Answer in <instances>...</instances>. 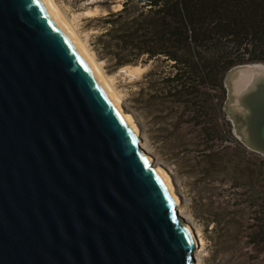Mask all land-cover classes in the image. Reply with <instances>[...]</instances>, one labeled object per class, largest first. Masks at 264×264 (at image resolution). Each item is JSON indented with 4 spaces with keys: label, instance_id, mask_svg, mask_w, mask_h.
Listing matches in <instances>:
<instances>
[{
    "label": "water",
    "instance_id": "95a60500",
    "mask_svg": "<svg viewBox=\"0 0 264 264\" xmlns=\"http://www.w3.org/2000/svg\"><path fill=\"white\" fill-rule=\"evenodd\" d=\"M221 82L233 136L264 158V63ZM135 133L47 0H0V264H192Z\"/></svg>",
    "mask_w": 264,
    "mask_h": 264
},
{
    "label": "trees",
    "instance_id": "16d2710c",
    "mask_svg": "<svg viewBox=\"0 0 264 264\" xmlns=\"http://www.w3.org/2000/svg\"><path fill=\"white\" fill-rule=\"evenodd\" d=\"M120 4L96 18L102 27L90 42L96 57L112 68L154 59L157 64L145 74L154 76L152 86L160 91L152 94L164 96L173 105L191 107L196 118L203 103L206 109L224 115L221 78L230 66L264 63V0H120ZM202 88L207 98H199ZM199 123L195 121V125ZM226 125L223 118L221 124L215 121L202 127L204 136L223 133L232 142L208 146L203 157L212 161L231 149L253 157L252 165L220 159L225 173L237 181L231 187L244 188L240 191L247 198L245 208L251 216L244 219L242 210L236 209V217L211 216L206 223L213 224L212 238L218 243L232 233L245 232L250 252L259 254L264 250V158L245 149Z\"/></svg>",
    "mask_w": 264,
    "mask_h": 264
},
{
    "label": "rangeland",
    "instance_id": "374dc122",
    "mask_svg": "<svg viewBox=\"0 0 264 264\" xmlns=\"http://www.w3.org/2000/svg\"><path fill=\"white\" fill-rule=\"evenodd\" d=\"M116 1L118 4H115ZM54 2L93 57L95 56L94 59L103 74L110 79L112 87L120 97L122 109L132 116L141 144L144 145L141 148L150 154L153 164L162 168L169 176L174 193L178 197L180 208L177 210L178 214L190 225L196 237L197 247L193 250L192 264H256L257 260L264 263V250L259 254L250 252L247 240L243 236L245 232L239 233L238 236L232 233L223 243H218L212 238L213 224L206 223L211 216L222 219L231 217L232 214L236 217L239 215L234 213L236 209L242 210L243 213L240 215L244 219L251 216L249 210L245 208L247 198L241 194L244 188H233L230 185L237 181L233 179L232 174L225 173L226 169L220 161L224 153H220V157L214 156L212 161L203 157L205 153L203 149L208 146L231 145L228 135L221 133L220 136L217 134L204 136L201 132L202 127H207L211 122L223 123L225 116L219 114L217 109L212 111L206 109L202 100L200 103H203V107L199 108V115L196 118L192 116L191 107L176 106L164 96L153 95L152 93L160 91L152 86L154 76L145 74L157 64L154 59L144 63L138 62L136 65L128 64L127 66L143 67L137 74L136 72L131 74L122 69L125 66L112 68L104 60L96 57L90 44L93 36L102 29L96 18L105 14L103 7L107 8L113 4L121 6L120 0L104 2L54 0ZM203 90L204 88L200 93ZM199 98H207V95L201 93ZM196 120L200 121L198 125H195ZM226 124L233 136L227 120ZM223 157L234 161L244 160L251 165L253 160L248 153L232 149ZM234 202L240 205L233 206Z\"/></svg>",
    "mask_w": 264,
    "mask_h": 264
},
{
    "label": "bare ground",
    "instance_id": "6f19581e",
    "mask_svg": "<svg viewBox=\"0 0 264 264\" xmlns=\"http://www.w3.org/2000/svg\"><path fill=\"white\" fill-rule=\"evenodd\" d=\"M49 5L51 6L54 14L56 15V17L58 18V20L60 21V23L62 24V26L65 28V30L68 32V34L70 35V37L73 39V41L75 42V44L78 46V48L81 50V52L84 54V56L86 57V59L88 60V62L90 63V65L93 67V69L95 70V72L97 73V75L99 76V78L102 80V82L105 84V86L107 87V89L109 90V92L111 93V95L113 96L114 100L117 103L118 106V110L123 114V116L127 119V121L134 127L135 131H136V135L138 136V131L136 128V125L134 124L133 120H132V116L128 113H126L121 105H120V100H119V95L118 93L114 90V88L112 87V83L111 81H109L110 79H108L102 72L99 64L96 62V60L93 57V54L87 49L86 44L79 38L78 34L75 32L74 28L71 26V24L67 21V19L65 18L64 14L61 12V10L58 8V6L56 5V3L54 2V0H47ZM99 2H104L106 0H98ZM118 7H120L119 5H110L107 8L103 7L102 10L103 12L106 11L110 12L113 11L115 9H118ZM97 10V9H96ZM94 12V11H91ZM102 12V13H103ZM90 13V12H89ZM93 14V13H90ZM95 14V13H94ZM89 15V14H88ZM107 15V14H106ZM122 69H124L125 71H127L128 73H134L136 72V74L138 72H140V70L143 69V67H139V66H125ZM127 73V74H128ZM137 77V76H136ZM247 80L246 77H244L243 79L240 80V84H242L243 82H245ZM138 145L140 147H144L143 144H141V141L139 140ZM151 164H153L152 159H150ZM154 165V164H153ZM155 169H157L165 183L167 184L169 191L171 192L172 196L175 198L176 200V209L179 211V202H178V197L177 195L174 193L173 190V185L171 183V180L169 178V176L167 175V173L160 167L155 166ZM193 233V231H192ZM194 238L196 239L194 233H193Z\"/></svg>",
    "mask_w": 264,
    "mask_h": 264
},
{
    "label": "crops",
    "instance_id": "0c3cea01",
    "mask_svg": "<svg viewBox=\"0 0 264 264\" xmlns=\"http://www.w3.org/2000/svg\"><path fill=\"white\" fill-rule=\"evenodd\" d=\"M115 4H118V2L116 1ZM119 8V7H118Z\"/></svg>",
    "mask_w": 264,
    "mask_h": 264
}]
</instances>
